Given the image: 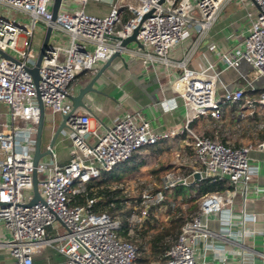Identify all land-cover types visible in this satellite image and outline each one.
<instances>
[{
  "label": "built area",
  "instance_id": "2783aa9c",
  "mask_svg": "<svg viewBox=\"0 0 264 264\" xmlns=\"http://www.w3.org/2000/svg\"><path fill=\"white\" fill-rule=\"evenodd\" d=\"M92 1L105 6V13H95L90 7ZM231 1L62 0L54 19V0H0V8L23 12L33 19L32 25H24L0 12V49L17 60L0 56V223L10 234L0 247L8 249L14 264H35L34 255L44 248L63 255L64 264H138L136 245L118 236L120 222L107 212H95L94 199L86 205H74L72 198L86 189V183L101 178L104 171L125 163L146 146L184 132L192 137L194 156L181 165L192 172L188 176L168 172L162 188L155 192L149 184L141 194L140 211L131 217L129 231L135 234L136 225L151 207L162 202L166 191L181 180L190 185L197 172L201 178L196 181L226 179L232 188L200 196L197 215L185 223L165 259L151 263L208 264L197 250L201 242L206 248L211 238L220 235L209 228L210 217L228 207L230 210L233 196L246 190L252 181V147L233 146L200 134L193 123L202 118L221 120L225 104L232 103L243 105V109L254 108L248 115L244 111L236 115L239 131L251 129L258 137L264 128L263 119H251L257 106L264 108V86L254 98L248 97L243 88L220 91L221 73L238 69L243 62L251 65L254 79L264 78V0H250V4L248 0H238L249 20L246 37L240 46L222 51L216 61L209 60L204 69L189 66V57L176 61L170 55L192 31L197 39H205ZM250 5L257 9L255 15ZM38 22L46 29L51 26L52 34L36 84L29 68L35 66L39 54L33 45ZM136 29L143 46L136 42L122 46V41ZM116 51L126 59L129 56L141 60L146 68L160 65L181 71L173 88L187 111L182 132L158 133L151 121L136 111L119 118L100 134L99 129L92 127V115L77 111L68 120L69 161L59 164L42 160L35 167L39 97L53 114H69L73 110L71 89L77 76L84 71L95 74ZM166 101L168 108L173 107ZM246 117L252 120L247 127L242 126ZM258 145L264 148V138L258 139ZM47 149H51L50 145ZM35 168L43 201L29 205L34 197ZM171 205L177 207L175 202ZM253 232L261 234L264 246V228Z\"/></svg>",
  "mask_w": 264,
  "mask_h": 264
},
{
  "label": "crops",
  "instance_id": "0c3cea01",
  "mask_svg": "<svg viewBox=\"0 0 264 264\" xmlns=\"http://www.w3.org/2000/svg\"><path fill=\"white\" fill-rule=\"evenodd\" d=\"M249 8L254 15L257 13V9L252 5ZM248 26L245 8L238 0H232L226 5L205 39H197L192 31L171 51L170 57L176 61L189 57V66L202 70L209 60L216 61L222 51L240 46L246 37ZM250 71L251 65L246 62L238 69L228 71L220 82L221 93L236 88H243L247 96L259 93L262 87L257 85V80ZM177 72L178 69L167 70L160 65L146 68L141 60L129 56L126 63L117 58L98 81L97 88L100 92L89 97L91 110L80 112L91 114L92 127L100 132L106 131L119 118L140 111L151 121L156 132L175 131L179 134L185 126L187 111L173 88V77ZM85 75L84 78L75 80L72 93H75L74 89L78 91L81 86L87 84L94 74ZM166 99L173 103V107L168 108ZM48 109L46 108V115L61 119V114H53L48 112ZM228 111L229 108H226L221 120H200L207 122L206 129L211 131L216 139L233 146L252 147V181L246 190L242 189L233 196L231 214L228 207L210 217L209 228L220 235L211 238L206 248L204 242H201L197 251L208 264H264L262 236L253 232L264 228V148L258 145L260 132L259 138L255 137L251 129L246 134H237L235 129H238V122L234 106L230 114ZM179 136L180 134L176 136L177 139L181 138ZM50 140L51 133L48 131L43 142L44 150H47ZM70 149V134L61 135L53 148L55 158L48 155L43 161L51 163L55 160L59 164H65L70 159ZM4 234V226L0 223V242H3ZM34 261L35 264H64L65 257L51 248H44L34 255ZM0 264H14L12 255L3 247H0Z\"/></svg>",
  "mask_w": 264,
  "mask_h": 264
},
{
  "label": "trees",
  "instance_id": "16d2710c",
  "mask_svg": "<svg viewBox=\"0 0 264 264\" xmlns=\"http://www.w3.org/2000/svg\"><path fill=\"white\" fill-rule=\"evenodd\" d=\"M86 73L89 72H81L77 79L84 78ZM253 118L264 120V117L260 116L258 112L254 117H251V119ZM200 134L215 138L208 129ZM259 136L264 138V128L260 131ZM179 137H181L180 142L185 140V153L194 156L192 137L186 132L180 134ZM168 139L169 137L161 139L156 144L146 146L143 151L149 150L150 152L135 153L125 163L119 164L112 170L104 171L101 178L86 183V189L72 198L74 205H86L89 200L94 199L92 208L95 212H107L118 220L120 222L118 236L120 239L136 245L138 264H151L153 261L165 259V253L171 248L185 223L197 215L200 196L232 188L226 179L195 180L189 186L191 191L185 188L186 185L179 184L172 190L166 191L165 199L152 206L149 214L140 224L136 225L135 234H130L131 217L140 211L141 193L138 195L127 194L129 180L132 179L131 177L135 176L134 178L138 179L139 175H143L142 187L150 183L152 192L162 188L164 176L168 172L177 170L174 164L161 161L162 156L171 151L167 146ZM176 146L179 147L178 142ZM184 169V176H188L192 172L190 168ZM172 202L177 204L175 209L171 205Z\"/></svg>",
  "mask_w": 264,
  "mask_h": 264
},
{
  "label": "water",
  "instance_id": "95a60500",
  "mask_svg": "<svg viewBox=\"0 0 264 264\" xmlns=\"http://www.w3.org/2000/svg\"><path fill=\"white\" fill-rule=\"evenodd\" d=\"M61 2L62 0H54V4L52 8L54 19H56L58 15ZM148 15L149 14H147L145 17H147ZM137 33H138V29H136L130 37L122 41V46H128L132 42H136L139 46L142 47L143 45L137 39ZM51 34H52V27L48 26L46 29L45 35H44L42 45L39 50L36 64L35 66L29 68L36 84H38L40 80L39 68H40L43 56L45 55L46 50L49 48V41H50ZM0 56L17 61L12 55H10L8 52L2 51L1 49H0ZM117 58L121 59L125 63L127 62L126 57L120 51H116L114 55L100 67V69L93 75V77L89 80L87 84L81 86L78 89L77 93L70 94V99L73 102V110L67 115H62L60 120L55 116H53L52 119L49 121L46 120V107L42 99L39 97V104L41 107V116H40V121L38 124L37 136H36V145H35V153H34L35 167L43 160L45 156L52 154L51 149L54 148L55 143L57 142L59 137L61 135H66L68 133L70 129L68 120L70 119V117L73 116L74 113L77 111H82V110L90 111L91 110L90 109L91 101L89 100V97L92 94H96L100 92V90L97 88V83L102 78L105 70ZM48 131H50L51 133V140H50L51 149L44 150L43 142H44L46 133ZM194 177L196 180H200L201 175L199 172H197L195 173ZM33 181H34V187H33L34 197L30 201L29 205H34L40 201H43L41 193H40V189H39V178H38V172L36 168L33 173ZM179 184H185L184 180H181ZM0 205L2 204L0 203Z\"/></svg>",
  "mask_w": 264,
  "mask_h": 264
},
{
  "label": "rangeland",
  "instance_id": "374dc122",
  "mask_svg": "<svg viewBox=\"0 0 264 264\" xmlns=\"http://www.w3.org/2000/svg\"><path fill=\"white\" fill-rule=\"evenodd\" d=\"M250 3H251L250 0H248V4H250ZM90 7H91V9L93 11H95V13H97L99 15H102V14L105 13V6H103V5H98V4H96L95 2L92 1L90 3ZM0 12L3 13V14L9 15L13 19H15L16 21H18V22H20V23H22L24 25H32L33 19L28 14H25L23 12H18L16 10H9L8 8L3 7V6H1V8H0ZM45 29H46V27H45V25L43 23H41V22L37 23L36 29H35V39H34V44H33L34 48L36 49V52L39 51V48H40V46H41V44L43 42ZM21 43H22V40H21ZM230 70H232V69L225 70V71H223L221 73V75H220L221 80L228 73V71H230ZM180 74H181V71L178 70L176 76L173 77V82L179 77ZM256 82H257L258 86H260V87L264 86V78H260ZM183 88H185V84H183ZM74 92L77 93V90L74 89ZM258 95H259V93L255 94V95H250L248 97L254 98V97H257ZM225 105H226V108H229L228 114H230L232 112V106H234L236 114H238V115L242 111H244L246 113V115H248L250 110L254 109V108H248V109H244L243 110L244 107L241 104H239V105L235 104L234 105L232 103H227ZM255 109L257 110V112L259 113L260 116L264 117V108L257 106ZM1 111L3 112L2 106H1ZM50 111H51V109L49 108L48 112H50ZM189 111H190L189 114L192 115L191 107H189ZM53 116H51L50 114H47L46 115V120L47 121L51 120ZM242 121H243V124H244L245 127H247L249 124H251V122L249 121V119L247 117L245 119H243ZM193 127L195 128L196 131H198V133H201V132H203L206 129L207 122H205V121L203 122L201 120H196L193 123ZM235 131L237 132V134L243 135V134H246L247 131H251V130L246 129L245 131L244 130L243 131H239V129H237V130L235 129ZM103 132L104 131L101 130L100 134H103ZM246 136H248V135H245V137ZM237 137H241V136L237 135ZM239 140H240V138H239ZM176 142H178L179 147H181V148L176 146ZM184 143L180 142L179 139H177V137H171L170 139H168L167 146L170 147L171 151L167 152V154H164L162 156V160H161L162 162H169L170 164H174L176 169H177L176 172H179V173H183L185 171V169L183 168V166L181 164L189 163L188 161H186V159L193 157V156H190L189 154L185 153ZM180 144H182V145H180ZM143 150L144 149L140 150L139 152H142ZM143 152H150V151L149 150H145ZM47 156H45V157H47ZM45 157H44V159H45ZM134 177H131L132 179L129 180V184L130 185L128 186L129 188L127 189V194H129V195H131V194L138 195L140 193L142 194L148 184L145 187H142L143 184L141 183V181L144 180L143 179L144 178L143 175H139L138 179H136ZM186 186L187 187H185V188L188 191H191V188L189 187L190 185H186ZM60 229H61V231L64 230L63 229V225L60 226ZM4 236H5L4 240L2 239L3 241H6V240H8L10 238V234L7 231H5Z\"/></svg>",
  "mask_w": 264,
  "mask_h": 264
}]
</instances>
